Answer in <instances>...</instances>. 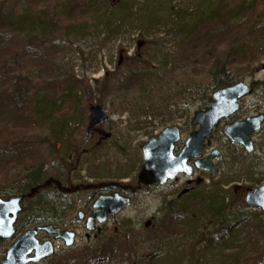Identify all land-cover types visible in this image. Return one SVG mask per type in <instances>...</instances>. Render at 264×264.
I'll return each instance as SVG.
<instances>
[{"label":"rangeland","instance_id":"374dc122","mask_svg":"<svg viewBox=\"0 0 264 264\" xmlns=\"http://www.w3.org/2000/svg\"><path fill=\"white\" fill-rule=\"evenodd\" d=\"M227 1V4L232 5L238 0ZM107 2L108 14L105 15L98 29L86 37L74 39L61 34L55 41L38 40L39 53L44 60L55 55L54 65L59 75L51 76L45 81L38 72L27 76L23 74V77L25 76L29 81L30 98L33 99V103L30 102L28 106L33 110L35 118H39L38 106L48 110L45 115L48 125L41 133L44 138H49V142L57 145L53 148L51 143H38L34 146V151L44 157L41 160L49 176L52 175L58 180L62 177L65 183L68 180L66 185L70 193L65 195L67 197L61 205L70 202L74 207L68 228L77 234L73 249H65L62 243L55 242L57 254L54 258L43 261L42 264H58L61 261L65 263V259L82 248L97 246L100 240L109 242L113 240L111 234L115 228H120L121 235L129 231L133 233L129 236V250L123 252L121 264H142L155 251L162 254L163 250L179 255L181 264L198 262L220 264L223 255L219 250L225 249L223 241L211 247L208 252L207 250L203 252L208 240L211 239L213 224L207 223L205 227L196 226L193 231L187 226L183 229L176 227L169 234H158L157 229L161 227L162 222H168L171 217L173 220H181L179 216L189 200L210 195L211 200L216 203L223 201L227 204L235 201V206L232 208L234 214L249 217V219L245 218L246 221L239 224L240 226L250 223L259 224L250 217L261 212L248 209L244 195L247 189H255L264 182V125L260 134L253 139L255 144L253 154H247L239 145L232 144L223 134V128L227 124H233L234 121L254 118L259 114L264 115V0H243L248 9V16L246 19H237L233 16L229 23L231 27L246 23L238 40L242 38L245 45L253 49L252 52H260L258 54L260 59L253 66L255 70L240 79L252 88L253 94L242 100L238 114L222 121L213 133L211 148L204 149L203 155L215 149L223 156L222 160L215 161L217 168L215 175L195 171L191 178L181 175L166 185H154L134 192L131 188L137 189L136 179L143 164L141 148L146 141L169 126H179L181 142L175 146V154H178L189 134L196 130L190 125L194 113L209 106L210 98L202 99V92H197L198 86L189 84V75L184 76V70L170 76L168 69L179 53L178 44L181 43L182 28L190 27L213 13L220 0H107ZM29 3L31 0H0L4 10L13 13L16 19L21 18L23 9L28 8ZM151 3L158 9L156 15L152 17L149 15ZM5 23L6 21H2L4 25L0 24V33L10 38L14 27ZM252 26L256 31L248 34L247 31ZM220 31L218 29L217 33ZM13 34L11 36L14 38H22L26 35ZM212 36L216 37L217 42L219 39L224 40L225 37ZM147 38L156 43L152 49L147 47ZM6 40L5 37L0 39V54L7 49ZM137 53L139 58L149 62L152 68L153 80L148 91L135 97H132L130 92L112 98H108L107 94L100 96L96 89L102 88L101 80L106 76L105 73L118 71L120 79L125 78L129 75L126 58H131ZM11 67L12 65L9 66L10 69ZM67 78H74L81 84L73 86L74 89L71 91L65 84L53 87L54 90L51 88L45 90L46 85L64 82ZM96 81L99 82V86H96ZM73 95H76V100ZM46 98L50 100L47 103L43 102L47 101ZM61 105L67 109L66 114H68L63 120L57 119L53 112ZM99 105L107 107L111 118L110 122L99 129L102 136L109 134L110 138L101 142L99 140L101 136H97L89 142L86 136L88 109L90 106ZM61 121L65 123V127L55 133L51 124H59ZM11 127L8 122L0 121L1 132L5 133ZM17 133L21 134V132ZM14 134L9 132L7 138L0 141V197L2 198L16 196L13 189L17 186L10 183L12 180L10 175L24 171L20 166L15 169L9 163L7 155H2L8 147L11 148L24 141L11 139L15 137ZM31 137L38 142L39 132ZM31 161V157L24 159L25 163ZM121 189L130 196L127 208L116 218H110L105 225L99 226L96 232H87L84 222L79 221L77 215L80 212L85 215L90 214L91 205L98 196L120 193ZM241 191L240 196L237 193ZM50 193L48 192L49 198ZM22 221L19 226L26 224ZM150 221L152 226L146 229L144 224ZM259 221L264 226V218ZM28 229L30 228L24 225L20 226L18 231L24 233ZM234 236L236 235L230 239L232 240ZM162 237L169 242L164 245V249L158 250L161 243L157 245L155 242L157 238ZM12 243L11 240L5 244L0 252L3 254ZM261 244H264V240ZM235 252L227 247L222 260L230 261V257L227 259L226 255L233 256ZM119 261L118 259L115 262L114 259L108 264H118ZM251 262L252 260L248 264ZM103 263H107L106 260Z\"/></svg>","mask_w":264,"mask_h":264},{"label":"trees","instance_id":"16d2710c","mask_svg":"<svg viewBox=\"0 0 264 264\" xmlns=\"http://www.w3.org/2000/svg\"><path fill=\"white\" fill-rule=\"evenodd\" d=\"M237 2V4L229 5L227 0H220L217 9L213 13L211 12L190 27L182 28L181 43L178 44L179 53L177 58H175V62L171 63L168 72L172 76L175 72L178 73L180 70H184V76L187 77L189 75V84L198 86L197 92H202V99L210 98L212 93L220 90V88L230 87L232 84L240 82L241 78L255 70L253 66L260 59L258 55L260 52H252L253 49L246 46L242 38L238 40L246 23L236 27L229 26L230 20L234 18L233 16L237 17V19H246L248 16V9L243 0H238ZM149 7L150 17L155 16L158 11L155 4L151 3ZM108 8L107 0H31L28 8L23 9L21 18L16 19L13 17V13L6 12L4 7L0 5V24L4 25L2 21H6L5 24L14 27L13 30L10 29L13 31L10 34V38L0 33V39L4 37L7 39L5 41L7 49L0 54V121H6L12 125L5 133L0 131V141L5 140L9 132L15 133V137L11 139L24 140L11 148L6 146L8 149L2 155H7L9 163L15 169L20 166L24 170L23 172L10 175L12 177L10 183L17 186L13 191L17 194L28 196L27 194L32 189H36V194L26 200L23 216V218L32 217V222L36 224L53 223L63 229L66 227L68 220L62 221L59 216L63 214L71 216L73 207L64 206L63 204L61 206L60 203L58 206L57 201L52 198L49 199L46 189L44 190V185L50 183V178L53 176L48 175L45 170V164L41 160L44 157L34 151V146L38 143H51L48 140L49 138H44L41 133L48 125L47 121H45V115L48 110H43L38 106L39 118H35L33 110L28 106L30 102L33 103V99L30 98L29 81L25 76L23 77V74L25 73L27 76L38 72L45 81L51 76L59 75V71L54 65L56 59L53 58L55 55L44 60V57L39 53L40 45H38V40L41 42L55 41L61 34L74 39L86 37L102 24L105 15L108 14ZM218 29L221 31L217 33ZM255 31L254 26H252L247 32L250 34ZM13 33L21 35L25 33L26 35L22 38H14L12 37ZM212 35L225 37L224 40L219 39L217 42L216 37ZM146 40L148 48L152 49V46L156 45L154 40L149 38ZM138 55L139 53L131 58L125 57V63L128 66V76L120 79L118 71L107 72L105 73L106 76L101 80L103 81L102 88L99 89L98 87L96 92L100 96L107 94L108 98L119 97L120 94L122 96L126 92H130L132 97L146 93L153 80L151 77L153 75L151 73L152 68H150L149 62L142 60ZM11 65L13 70L9 68ZM63 84L70 87L71 91L76 84L79 85L81 83L74 78H67L64 82L46 85L45 90H48V88L53 89V87ZM95 84L99 86V82L96 81ZM41 92L43 91L41 90ZM73 96L76 100V95ZM39 99L41 100L40 96ZM46 99L47 101L43 102L47 103L50 101L48 98ZM64 108L61 105L57 111L53 110L57 119L63 120L68 115L66 114L67 109ZM55 126H58V128ZM51 127L57 133L65 127V123L61 121L59 124H51ZM17 132H21V134ZM38 132L40 139L35 142L33 140L34 137L31 136L37 135ZM51 145L53 148L57 147V145H53V142ZM27 157H31L32 161L25 163L24 159ZM62 180L63 178L61 177L60 182ZM55 194L52 196H55ZM237 194L241 196L242 191ZM211 197V195L199 196L192 199L193 201L189 200L179 216L181 220H173L171 217L168 222H162L161 227L157 229V233L169 234L176 227L183 229L186 226L193 231L196 226L205 227L207 223L213 224L214 230L210 234L211 239L208 240V245L203 249V252L206 250L208 252L209 249H212L211 247L223 241L222 244L225 245V249L227 247L233 249L236 254H233V256H230V254L226 255L227 259L230 257L231 260L223 261L225 249L219 250L223 255L222 257L216 255L221 257L220 264H242V262L243 264H248L250 260H252L250 264L264 263V244H261V241L264 240V226L259 221L264 218L263 215L258 214L250 217V219L259 222L258 225L250 223L240 226L239 224L246 221L245 218L249 219V217L234 214L232 208L235 206V201L227 204L223 201L216 203L211 200ZM57 198L58 200L61 199ZM144 226L149 229L152 226L151 221L145 223ZM241 228H244V230ZM116 230L119 231L117 232ZM112 233L111 237H113V240L109 242L101 240L96 247L81 249L65 259V263L61 261L58 264H108L114 259L115 262L118 259L120 260L118 264L123 263L122 255L123 252L129 250L130 241L128 240L133 233L129 231L121 235L120 228H115ZM233 235L236 236L231 240L230 238ZM168 242L162 237L157 238L155 243L157 245L161 243L158 247V250H161L165 248L164 245ZM163 251L162 254L155 251L151 257L145 259L144 263H141L181 264L179 255H177V258L174 253L170 254L171 252ZM104 260L107 263H103ZM201 263L198 262L197 264Z\"/></svg>","mask_w":264,"mask_h":264},{"label":"water","instance_id":"95a60500","mask_svg":"<svg viewBox=\"0 0 264 264\" xmlns=\"http://www.w3.org/2000/svg\"><path fill=\"white\" fill-rule=\"evenodd\" d=\"M251 91L244 83H239L228 88L220 89L213 94L210 99V107L204 111L194 113L191 121L192 126H198L199 130L190 134L184 144L180 154H174V146L180 141V132L176 127L159 133L142 147V160L144 162L137 176V181L145 186L155 183L165 185L180 174L191 177L194 169L189 166L193 160L194 167L213 174L216 171L213 160L221 159L217 150H212L211 154L205 159L201 155L206 142L210 146L213 139L212 132L219 125L222 119H228L239 110V100L249 95ZM89 125L87 135L92 137L95 128L109 120L105 107H91L89 110ZM264 117L258 116L254 119H246L243 122H234L224 128V134L233 143H238L248 152L253 150L251 138L259 131ZM23 197L12 198L8 201L0 199V245L1 241L9 240L15 234V224L19 213L22 211L21 202ZM246 204L252 209H260L264 213V184L257 187L254 191H248ZM129 199L115 194L113 196H100L93 204L94 212L87 220L86 228L90 231L95 229V222L100 224L106 222L108 215L117 216L123 210ZM80 219H83L80 216ZM44 231L49 236H55V240H61L66 247L75 244V233L61 231L53 226H43L25 233L14 243L6 252L4 260L0 264H38L46 258L53 256V245L50 241L39 244L36 237ZM34 252V257L30 255Z\"/></svg>","mask_w":264,"mask_h":264},{"label":"flooded vegetation","instance_id":"af4514ba","mask_svg":"<svg viewBox=\"0 0 264 264\" xmlns=\"http://www.w3.org/2000/svg\"><path fill=\"white\" fill-rule=\"evenodd\" d=\"M58 190H60V189H58ZM55 196H56V197H59V198H62V197H63V196L60 195V194H55ZM59 218H61V220L63 221V220H70L72 217H70V216H66V217H65V214H63V215H60Z\"/></svg>","mask_w":264,"mask_h":264}]
</instances>
